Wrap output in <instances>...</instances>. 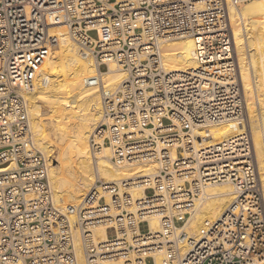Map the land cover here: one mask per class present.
I'll list each match as a JSON object with an SVG mask.
<instances>
[{
    "label": "built area",
    "instance_id": "built-area-1",
    "mask_svg": "<svg viewBox=\"0 0 264 264\" xmlns=\"http://www.w3.org/2000/svg\"><path fill=\"white\" fill-rule=\"evenodd\" d=\"M59 22L96 68L86 78L102 104L92 151L106 137L115 165L157 164L98 179L64 207L53 202L26 97ZM185 36L196 67L166 70L162 44ZM109 63L124 72L114 90L101 80ZM245 110L226 0H0V264H79V252L83 264H155L156 255L160 264H264L263 190ZM225 121L239 131L209 143L207 128ZM221 182L232 184L233 200L191 237L177 217ZM149 216L159 227L143 232ZM99 226L111 232L103 240Z\"/></svg>",
    "mask_w": 264,
    "mask_h": 264
},
{
    "label": "bare ground",
    "instance_id": "bare-ground-1",
    "mask_svg": "<svg viewBox=\"0 0 264 264\" xmlns=\"http://www.w3.org/2000/svg\"><path fill=\"white\" fill-rule=\"evenodd\" d=\"M227 12L234 36L240 79L245 97V127L251 135L255 161L264 191V0H226ZM47 55L39 64L32 88L27 92L30 126L33 141L48 159V180L56 206H77L96 180L116 181L138 171H154L157 164L125 163L115 165L112 146L106 137L100 149L93 152L90 136L102 120L99 88L90 86L86 78L96 68L90 59L80 56L76 43L69 37L62 22L48 31ZM163 65L168 71H183L196 67L193 41L189 36L165 41L162 44ZM124 72L114 63L101 74L103 87L114 90ZM208 142L226 139L239 128L235 121L212 124ZM180 156L179 148L172 149ZM52 156V158H50ZM134 198L142 188L132 191ZM235 196L229 182L207 185L191 210L183 211L176 219L184 224L191 237L204 234L205 222L217 220ZM264 200V195H263ZM102 202L107 201L104 197ZM158 216L144 218L141 231H156ZM96 238L110 235L106 227L94 230ZM161 256L156 255L155 264ZM79 264H83L81 252ZM112 261L105 264H119Z\"/></svg>",
    "mask_w": 264,
    "mask_h": 264
},
{
    "label": "rangeland",
    "instance_id": "rangeland-1",
    "mask_svg": "<svg viewBox=\"0 0 264 264\" xmlns=\"http://www.w3.org/2000/svg\"><path fill=\"white\" fill-rule=\"evenodd\" d=\"M50 158H52V156ZM262 190H263V188H262ZM263 195H264V191H263Z\"/></svg>",
    "mask_w": 264,
    "mask_h": 264
}]
</instances>
